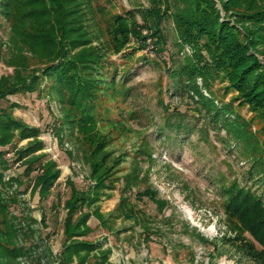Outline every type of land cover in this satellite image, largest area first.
<instances>
[{"label":"rangeland","instance_id":"374dc122","mask_svg":"<svg viewBox=\"0 0 264 264\" xmlns=\"http://www.w3.org/2000/svg\"><path fill=\"white\" fill-rule=\"evenodd\" d=\"M90 4L93 17L100 23V36L99 32H92L89 23L84 28L91 44L104 52V67L115 72L101 109L103 112L107 109L105 114L108 113L113 126L101 123L94 127L113 134L108 150L123 159L116 177H123L133 165H138L139 176L146 175L140 191L156 190L157 198L165 205L159 210L151 200L137 199L136 190L132 189L127 194L133 217H119L115 207L122 182L118 181L113 191H105L109 198L102 196L94 204L104 215L105 225L90 217L87 224L91 233L85 239L97 243L102 250H110L105 264H259L250 249L255 247L259 251L260 246L242 229L236 217L229 218L223 210L229 198L224 189L233 183L264 202V175H255L258 164L248 157L243 142L234 140L228 131V126L237 120L235 114L239 115L238 120L249 122V109L234 103L235 114L221 111L236 93H226L227 82L219 77L210 82L209 90L200 78L194 84L199 94L213 102V108L201 103L193 91L178 92L172 97L166 93V88L174 92L166 69L183 63L192 56L193 49L187 44L176 46L174 25L165 17L158 28L165 39L160 42L164 48L157 52L144 16L150 9L147 0H90ZM111 17L124 18L131 31H138L145 42L139 44L133 34L122 47L109 42L104 29ZM8 36V24L0 16V77L12 73L3 62L7 51L2 44ZM8 102L18 105L13 110L15 118L39 130L37 139L43 143L39 153L55 161L61 172L50 195L39 201L36 193H30L32 182L23 176L22 165L14 161L16 149L25 147L31 139L15 141L4 149L9 166L3 172L1 196L14 198L10 212L16 216V224L29 232L23 244L37 245L35 252L33 249L18 254L16 263L61 264L63 203L69 196L65 181L70 178L82 190L94 182L89 178V168L82 160L83 151L77 140L70 135L62 142L57 140L55 129L63 110L55 96H8L1 105ZM177 124L182 127H172ZM241 130L261 141L256 124ZM256 157L264 161V148ZM52 204L57 207L51 208Z\"/></svg>","mask_w":264,"mask_h":264},{"label":"trees","instance_id":"16d2710c","mask_svg":"<svg viewBox=\"0 0 264 264\" xmlns=\"http://www.w3.org/2000/svg\"><path fill=\"white\" fill-rule=\"evenodd\" d=\"M147 1L150 9L144 16L151 30L149 38L158 47L157 52L164 48L160 42L165 39L158 28L165 17L174 25L178 37L176 46L187 44L193 49L192 56L183 63L166 69L174 87L173 93L169 88L165 89L166 93L172 97L178 92L193 91L199 95L201 103L213 108V102L198 93L195 81L200 78L208 90L213 79L219 77L226 81L225 92L236 94L221 111L235 114L232 104L237 103L240 108L246 106L251 113L250 123L246 124L235 114L237 120L228 126V131L234 140L243 142L248 157L258 164L255 175H264V168L260 167L264 166V161L256 157V154L260 156L261 147L264 148V0ZM91 7L90 0H0V16L9 28L7 42L2 44L7 51L3 62L12 69V73L0 77V185L4 184L3 172L9 166L4 149L15 141L26 139L31 141L16 149L14 161L20 162L23 176L32 182L30 193H36L42 201L50 195L60 176L57 163L39 153L43 147L42 141L37 139L39 130L14 117L13 110L18 108L16 103L1 105L8 96L32 94L55 96L63 110L55 129L57 140L62 142L67 135L77 140L83 151L82 160L89 168V178L94 182L90 188L82 190L70 178L65 181L69 196L63 203L61 264L73 261L75 264L107 263L110 250L100 249L97 243L85 237L91 233L87 224L90 217L105 225L104 215L94 204L102 196L109 198L105 191H113L116 182H122L115 207L119 217H133L130 195L127 194L132 189L136 190L137 199L147 198L159 210L165 205L157 198L156 190L140 191L146 175L139 176L138 165H133L123 177H116L123 159L108 150L113 134L94 127L101 123L113 126L114 122L108 113L105 114L107 109L104 112L101 109L115 72L104 67V52L91 44L84 28V24L89 23L92 32H99L100 36V23L93 17ZM117 18L111 17L104 22L109 42L122 47L130 34L139 44L145 42V37L138 31H131L124 18ZM252 123L258 126L261 141L241 130ZM172 127L181 128L182 125ZM142 152L150 156L145 150ZM15 182L20 184L19 180ZM238 186L233 183L224 189L229 198L224 202L223 210L229 218L236 217L242 229L260 246L259 251L255 247L250 249L251 256L264 264V202ZM14 203L13 197L5 199L0 193V264H17L18 254L37 249L36 244H23L29 232L16 224V216L10 212V205ZM55 205L51 208H56ZM96 250L100 252L93 254Z\"/></svg>","mask_w":264,"mask_h":264},{"label":"bare ground","instance_id":"6f19581e","mask_svg":"<svg viewBox=\"0 0 264 264\" xmlns=\"http://www.w3.org/2000/svg\"><path fill=\"white\" fill-rule=\"evenodd\" d=\"M210 230H211V229H210ZM210 230H209V231H210Z\"/></svg>","mask_w":264,"mask_h":264}]
</instances>
